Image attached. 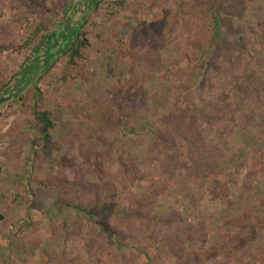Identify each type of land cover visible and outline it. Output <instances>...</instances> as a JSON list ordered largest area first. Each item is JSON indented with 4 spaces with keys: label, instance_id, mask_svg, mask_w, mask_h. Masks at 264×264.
Here are the masks:
<instances>
[{
    "label": "rangeland",
    "instance_id": "rangeland-1",
    "mask_svg": "<svg viewBox=\"0 0 264 264\" xmlns=\"http://www.w3.org/2000/svg\"><path fill=\"white\" fill-rule=\"evenodd\" d=\"M99 1L45 0L35 11L0 0V264H106L103 223L126 232L125 247L115 246L125 264H264V0L245 5L243 32L223 26L210 41L207 0H127L112 21L95 15ZM78 34L88 45L71 66L65 44ZM226 94L232 117L207 134L206 125L195 129L219 162L215 173L186 181L195 164L177 141L171 148L186 167L165 174L157 158L171 128L164 118L179 119L189 105L210 116ZM34 107L56 118L46 143L27 126ZM108 183L125 184L153 215L158 200L171 206L174 228L131 237L115 201L112 215L58 213L60 200ZM186 224L196 233L182 243L174 231Z\"/></svg>",
    "mask_w": 264,
    "mask_h": 264
},
{
    "label": "trees",
    "instance_id": "trees-1",
    "mask_svg": "<svg viewBox=\"0 0 264 264\" xmlns=\"http://www.w3.org/2000/svg\"><path fill=\"white\" fill-rule=\"evenodd\" d=\"M21 5L26 7L28 10H43L45 8V0H17ZM252 0H237V2L232 5L227 1H221L223 5L221 7H214L211 0H207L206 10L202 13L203 20V29L205 31V37L207 36V41L218 38L220 36V28H228L229 31L234 33L243 32L244 28L237 24L241 20L243 14V9L245 5ZM127 0H100L95 5V15L102 21H112L115 19L125 8ZM215 9V10H214ZM237 29V30H236ZM72 34V32H70ZM88 45L87 40L85 39L84 34H78L76 40L69 44L66 40L65 46L68 48L66 55L69 59V64L71 66L75 65L76 59H79L81 56V51L84 50ZM261 46L264 47V38L262 39ZM66 48V49H67ZM194 46L190 47L192 54L195 53ZM244 55L247 56V60L252 59V55L247 47L243 46ZM61 52L65 49H61ZM212 58L208 63V68H203L202 82L203 84L209 81L212 73V67L214 66ZM264 64V59L261 61ZM214 63V64H213ZM244 66H251L252 63L247 61V64ZM41 68V67H40ZM39 68V69H40ZM33 70V69H32ZM31 72V67L25 70ZM216 74V73H215ZM19 89V87H18ZM37 93L39 91L36 89ZM195 101H201V96H191ZM233 99L229 94H226L223 97V101L220 106H215V111L212 110L210 113L212 115H203L195 113V106H187V111L179 110V119H174L172 122L168 118H164L166 126L171 125L170 129H165L163 135L160 139L163 142L162 147H160V153L158 155V161L162 170L165 174H176L184 172L183 167L185 166L184 162H180L175 152L172 150L175 143L179 141L182 144H187V150L189 154V159H191L195 164V171L192 170L188 172L185 176V180L189 181L190 178L198 179V176L204 177L215 173L219 167V162L217 158L212 154H204L205 146L203 139L199 136V133L195 131L196 123L201 125L200 128L205 126L203 133L211 132L213 126H216V121H226L225 118L232 117L233 109ZM213 105V104H212ZM229 119V118H228ZM227 124L229 122L227 121ZM27 126L32 131H35L38 135L41 136L44 143L50 139V132L56 126V118L48 111L39 110L37 107L32 109L29 119L27 120ZM227 127V125L225 126ZM200 128L198 130H200ZM197 132V133H195ZM166 144H169V148L166 147ZM50 188V187H49ZM54 188V187H53ZM103 193V194H102ZM101 194V195H100ZM84 195V196H83ZM198 199L200 196L194 198L192 201L194 204H198ZM114 201L119 205L120 216H117L118 222L126 224L129 226L128 233L130 231H142L141 229L145 228L151 232L156 230L161 231V229H172L173 225L176 223L175 215L171 213V206H168L166 209L161 207V202L158 200L156 202L155 208H157V214L153 215L154 208L148 206L147 203L139 201L133 197V194L129 192L128 187L125 184H121L119 187L112 186L107 184L104 186V190L100 189L95 193L87 195L82 189L77 192L76 195L69 201H61L60 206H58V213L65 210H73L78 213H83L89 218L99 217L103 215H112L114 212ZM118 207V206H117ZM60 211V212H59ZM173 212V211H172ZM109 213V214H108ZM103 229L101 230V235L104 238L102 246L99 247L100 255H104L107 259L104 258L106 264L115 263V264H125L122 258L118 261L116 256L115 246L119 244V247H125L126 232H122L120 229L109 228L104 223L102 224ZM142 226V227H141ZM186 229L183 227L179 230L174 231V238L182 243L188 242L194 238L196 233L195 228L192 225H185ZM68 228V226H65ZM140 230V231H139ZM131 237L132 234L130 233ZM154 238V237H153ZM156 241L157 239L154 238ZM173 239L165 238L162 242L166 243V248L171 249L173 245L169 244ZM90 251H95V248L92 246L89 248ZM107 253V254H105ZM160 250L158 249V254ZM113 263V264H114ZM94 264H101L100 260H96Z\"/></svg>",
    "mask_w": 264,
    "mask_h": 264
}]
</instances>
